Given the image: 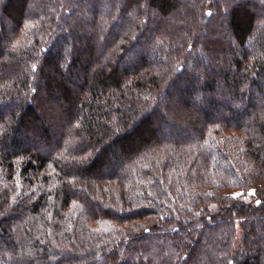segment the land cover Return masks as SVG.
<instances>
[{
	"label": "trees",
	"instance_id": "obj_1",
	"mask_svg": "<svg viewBox=\"0 0 264 264\" xmlns=\"http://www.w3.org/2000/svg\"><path fill=\"white\" fill-rule=\"evenodd\" d=\"M0 264H264V0H0Z\"/></svg>",
	"mask_w": 264,
	"mask_h": 264
}]
</instances>
